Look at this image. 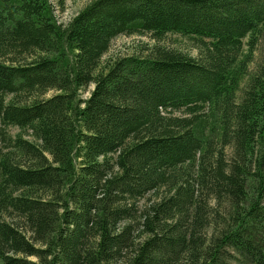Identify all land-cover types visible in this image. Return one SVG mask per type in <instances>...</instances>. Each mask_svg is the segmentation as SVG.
I'll use <instances>...</instances> for the list:
<instances>
[{"label":"trees","instance_id":"obj_1","mask_svg":"<svg viewBox=\"0 0 264 264\" xmlns=\"http://www.w3.org/2000/svg\"><path fill=\"white\" fill-rule=\"evenodd\" d=\"M263 33L264 0H94L67 26L0 0L2 263L264 264ZM170 34L199 55L102 63Z\"/></svg>","mask_w":264,"mask_h":264},{"label":"rangeland","instance_id":"obj_2","mask_svg":"<svg viewBox=\"0 0 264 264\" xmlns=\"http://www.w3.org/2000/svg\"><path fill=\"white\" fill-rule=\"evenodd\" d=\"M92 1L94 0H51L55 9L56 19L59 24L64 26H67ZM247 41L248 40L245 41L246 44ZM154 44L166 45L168 47L179 49L192 57H197L199 55V50L195 47L193 42L181 35L170 34L160 42L154 40L150 35H121L113 41L109 52L103 57L102 63L105 64L111 58H115L117 56L138 52L142 48L153 46ZM93 88L94 86H90V88L85 91L83 96L88 97L89 91H91ZM54 94L55 91H51L45 96V98H49ZM0 128H4L1 122ZM6 131L10 138H13L19 133V130L14 127H9ZM25 138L32 140L31 136L29 135H25ZM27 235L29 236V234ZM0 264H3L1 260Z\"/></svg>","mask_w":264,"mask_h":264}]
</instances>
